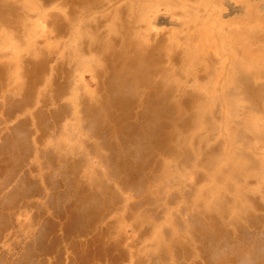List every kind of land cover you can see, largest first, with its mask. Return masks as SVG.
<instances>
[{
	"label": "bare ground",
	"instance_id": "bare-ground-1",
	"mask_svg": "<svg viewBox=\"0 0 264 264\" xmlns=\"http://www.w3.org/2000/svg\"><path fill=\"white\" fill-rule=\"evenodd\" d=\"M0 245L264 264V0H0Z\"/></svg>",
	"mask_w": 264,
	"mask_h": 264
},
{
	"label": "rangeland",
	"instance_id": "rangeland-1",
	"mask_svg": "<svg viewBox=\"0 0 264 264\" xmlns=\"http://www.w3.org/2000/svg\"><path fill=\"white\" fill-rule=\"evenodd\" d=\"M20 219L24 221V217L21 216ZM10 232H11V230L9 231V233H10ZM6 244H7V245H5V246L0 245V247L3 246V249H4V250H6V249L11 250L10 243H6ZM19 250H21V249H19Z\"/></svg>",
	"mask_w": 264,
	"mask_h": 264
}]
</instances>
